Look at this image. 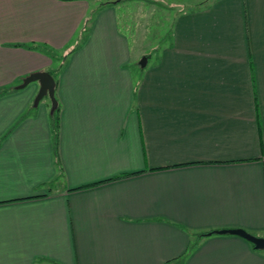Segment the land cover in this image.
<instances>
[{"label": "crops", "instance_id": "crops-1", "mask_svg": "<svg viewBox=\"0 0 264 264\" xmlns=\"http://www.w3.org/2000/svg\"><path fill=\"white\" fill-rule=\"evenodd\" d=\"M117 1L0 0V264H264L213 233L264 239V0L179 14L145 68ZM54 50L57 159L52 106L17 89Z\"/></svg>", "mask_w": 264, "mask_h": 264}, {"label": "rangeland", "instance_id": "rangeland-1", "mask_svg": "<svg viewBox=\"0 0 264 264\" xmlns=\"http://www.w3.org/2000/svg\"><path fill=\"white\" fill-rule=\"evenodd\" d=\"M108 0H97L96 2H93L91 0V4H95L96 7L98 5H101L102 3L106 2ZM126 1V3H129L132 5L133 9H136L137 13H140L141 17L144 18L146 26H136L133 27L134 31L132 30V34L138 33V30H142L144 28L147 29V35L145 37V40L138 42H132V51L133 55L139 57L140 60L145 57L146 55H151V61L149 65H153L155 62V56L157 54H160L162 49L165 47L171 45L173 40V32H174V22L177 21V17L179 14L184 13L185 11L191 12L195 10H201L202 8L206 6H210L212 3L211 1L215 0H187L183 2H178L176 0H121ZM119 2V0H118ZM130 14H134V11L130 12ZM133 20V19H132ZM135 21V20H134ZM123 24V20H121ZM136 22V21H135ZM132 22L130 23V25ZM136 24V23H135ZM139 24V23H138ZM131 27V26H130ZM131 30V28H128ZM169 44V45H168ZM51 55V56H50ZM51 58H53V61L55 63V67L65 61L67 56L63 55V50H54L50 53ZM54 55L57 56V58L54 59ZM58 59V60H56ZM138 62V64H139ZM137 65V63H136ZM35 102V100H34ZM41 105L43 102L49 104L52 106V102L49 97L44 98L41 101ZM34 107V103H33ZM39 107V106H38ZM40 108V107H39ZM38 108H35L33 112H37Z\"/></svg>", "mask_w": 264, "mask_h": 264}, {"label": "water", "instance_id": "water-1", "mask_svg": "<svg viewBox=\"0 0 264 264\" xmlns=\"http://www.w3.org/2000/svg\"><path fill=\"white\" fill-rule=\"evenodd\" d=\"M147 64H148L147 57H143L141 61L139 62V65L142 68H145ZM32 83H38L40 86V90L35 99L34 106L37 107L44 98L49 97L52 102L51 111L53 112L57 108V105H58V101L55 96L56 81L54 77L49 72H37V73L31 74L29 77L24 79L23 83L17 89H25ZM213 233L214 234L237 235V236H240L248 240L252 244H254L257 250L264 249V239L263 238H258L256 236H253L252 234H249L248 232L242 229L220 230V231H215Z\"/></svg>", "mask_w": 264, "mask_h": 264}, {"label": "trees", "instance_id": "trees-1", "mask_svg": "<svg viewBox=\"0 0 264 264\" xmlns=\"http://www.w3.org/2000/svg\"><path fill=\"white\" fill-rule=\"evenodd\" d=\"M114 3H118L117 2H111L109 4H114ZM57 58V56L54 55V59ZM58 60V59H56ZM64 65V61L61 62L57 68L54 67V69H52L49 73L54 77L55 81H56V88H57V83H58V78L60 76V72H61V69ZM58 101V100H57ZM35 108L37 107H32V110H34ZM60 111H61V108H60V104L58 102V105H57V108L52 112L50 111V121H51V127H52V134H53V141H54V150H55V156H56V159L58 158V153H57V149H58V136H59V127H60ZM32 113V111L30 110L29 112H27L26 114H24L21 119L15 124V126L12 128L14 129L17 125L20 124V122L22 120H24L26 117H28L30 114Z\"/></svg>", "mask_w": 264, "mask_h": 264}]
</instances>
